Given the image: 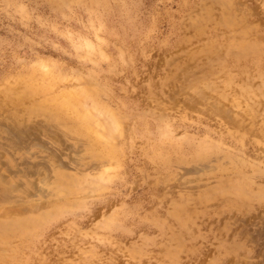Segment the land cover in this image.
<instances>
[{"label": "rangeland", "instance_id": "rangeland-1", "mask_svg": "<svg viewBox=\"0 0 264 264\" xmlns=\"http://www.w3.org/2000/svg\"><path fill=\"white\" fill-rule=\"evenodd\" d=\"M0 178V264H264V0H0Z\"/></svg>", "mask_w": 264, "mask_h": 264}, {"label": "bare ground", "instance_id": "bare-ground-1", "mask_svg": "<svg viewBox=\"0 0 264 264\" xmlns=\"http://www.w3.org/2000/svg\"><path fill=\"white\" fill-rule=\"evenodd\" d=\"M9 128V127H8ZM7 129V128H6ZM15 129V128H14ZM14 129H11V127L9 128V129H7V130H9V132L11 133L10 135H12V137H14L15 139H14V141H18L20 144L22 143H26V141H27V139H25V136H23L26 132H23L22 131V134L20 133H18V132H20V130H14ZM22 130V129H21ZM27 133H28V131H27ZM27 135V134H26ZM96 167H97V165H95ZM25 176V175H24ZM0 179H2V178H0ZM6 192V191H5ZM35 207V206H34ZM39 207V206H38Z\"/></svg>", "mask_w": 264, "mask_h": 264}]
</instances>
